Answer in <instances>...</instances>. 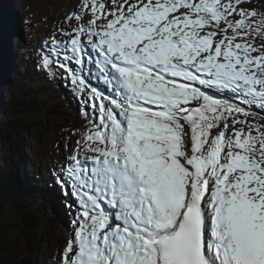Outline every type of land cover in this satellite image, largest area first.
I'll return each mask as SVG.
<instances>
[{
  "label": "snow or ice",
  "instance_id": "6c2138e0",
  "mask_svg": "<svg viewBox=\"0 0 264 264\" xmlns=\"http://www.w3.org/2000/svg\"><path fill=\"white\" fill-rule=\"evenodd\" d=\"M249 3L82 0L66 17L42 59L86 121L61 174L78 211L60 264H264V13Z\"/></svg>",
  "mask_w": 264,
  "mask_h": 264
},
{
  "label": "rangeland",
  "instance_id": "374dc122",
  "mask_svg": "<svg viewBox=\"0 0 264 264\" xmlns=\"http://www.w3.org/2000/svg\"><path fill=\"white\" fill-rule=\"evenodd\" d=\"M81 2L82 0H13L11 2L12 6L10 7V11L12 13V18L9 24L13 25L14 32L11 38L13 48L10 50V54L13 53L16 62L12 60L13 62L10 68L13 72H10L8 75V85L11 92L8 90L1 91L0 89L2 95L8 99L9 95L10 98H13L15 95H20L22 91L19 89L22 88V86L32 89L30 84L25 80L29 77L33 79L37 76V79L42 78L44 81L49 79L50 82L51 74L48 69L42 67V59L46 54H50L53 59L55 58L54 53H51V49L54 46L53 38H55L56 41H64L67 39V37L61 34V29L71 30L69 24H75L76 21L72 20L69 22L66 20V17H68L70 13L78 12ZM256 3L259 5H255ZM261 4H263V6ZM0 6V14H5V6L1 5V3ZM243 6L254 8L257 12L264 13V0H251V3ZM37 44L46 47L42 48ZM4 57L5 55L3 58ZM35 59L37 60L36 63ZM52 67L57 68L55 64H53ZM16 73L19 75L18 77H15ZM37 82L43 86L46 92L51 93L53 91L48 88L49 85H44L39 80H37ZM91 83L94 84L96 81L93 80ZM65 85H69V87L71 85L67 74L59 78V87H61L62 92L66 96L76 95V92L73 90V85L71 86L72 91L68 93L63 88ZM99 87H102V84H99ZM31 96L32 100H37L42 104L41 100L44 96L41 97L40 92L32 90ZM71 104L72 110L71 108L69 109V114L72 119L68 118L67 124L78 123L79 126L76 127L74 124L69 132L72 131L76 134L68 139L63 138L60 134V121H64L67 118H65L63 114L57 115L55 111L50 110L56 108V102L55 99L49 96L46 105L50 109L44 110L42 106L39 105L37 106V114H31V112L21 113L19 110L14 114H11L9 110V113H4L0 106V156L2 158L0 161V170L4 172L10 171L12 176L14 178L17 176L19 178L18 181L22 182L25 186H27V182L24 181V176H30L33 186L38 187L40 193H43L44 190L50 193L53 201L52 204L56 209V215L53 213L52 217H50L48 213H45V211L39 207L40 205L38 202L33 204L28 201L26 203L27 207H29L27 211L32 215L33 213L38 214L44 220L52 218L42 223L43 226L46 227V232L43 233L41 244L42 251H40L41 257L38 256L36 260L35 258H31V263H29L26 256L27 248L25 247V242L22 241L19 252L15 253V255H6L0 252V264H33V262H35L34 264H60L61 262V255L68 240L71 239V233L73 231L72 221L77 214V212H73V210L78 209L76 205L77 201L71 193V186L65 188L61 184V174L67 167L64 161L65 158L70 155L69 144H71L72 148L77 147V140L80 139V133L84 130V125L86 123L82 114L79 113L80 108H82L79 102L75 104L71 101ZM19 114H21V117H28L32 122H37L39 125L41 124L42 128L39 126V133L35 134V124V126L31 128L28 138L23 139V148H20L16 154L17 157H19L18 165L15 159L9 158L12 151L16 150L15 144L17 143L18 134L13 133L14 129L11 126L6 127V124L12 122L16 117H19ZM75 115H77L78 118ZM79 115H81L82 118ZM1 136H3V138ZM81 153V158H83V149H81ZM6 160H8V162ZM20 167L25 170L22 175L18 173ZM51 187H55L57 190ZM67 189L69 191L66 192ZM56 194H60L64 199L57 200ZM65 200H67V202H65ZM32 204L33 207L31 208L30 205ZM53 211L55 210L53 209ZM2 219L6 220L9 225L12 221L5 217ZM11 219H13L16 224L19 221L18 217ZM9 236L19 239L22 234L19 231H14L11 232Z\"/></svg>",
  "mask_w": 264,
  "mask_h": 264
},
{
  "label": "trees",
  "instance_id": "16d2710c",
  "mask_svg": "<svg viewBox=\"0 0 264 264\" xmlns=\"http://www.w3.org/2000/svg\"><path fill=\"white\" fill-rule=\"evenodd\" d=\"M12 1L13 0H0L1 5H4L6 10L5 14H0V89L1 91L8 90L10 92L11 89L8 85V75L10 72H13V70L10 68V65L13 62L12 60L16 62L13 53L10 54V50L13 48L11 38L14 32L13 25L9 24L10 19L12 18V13L10 11ZM255 5L258 6L259 4L256 3ZM261 5L263 6V4ZM4 55L5 57L3 58ZM18 76L19 75L16 73L15 77ZM55 77H57L55 76V74L51 75L50 82L49 79L47 81H44L42 78L37 79V76L33 79L29 77L25 80L30 84V87L32 89H28L22 86V88L19 89L20 91H22L20 92V95H15L13 98H10L9 95L7 99L4 95L1 94L0 91V106L4 113L11 112V114H14L17 110H19V112L21 113L31 112V114H37V106L39 105H41L44 110L50 109L46 105L49 96L55 99L56 102V108L50 110L55 111L57 115L63 114L65 115V118H67L64 121H60V134L63 138L67 139L69 138V132L67 128L71 125L64 122L68 121L67 116L69 105H67L68 102L66 101V99L61 98L62 96L60 95V91L56 89L57 84L55 83ZM37 80L41 81L44 85H49L48 88L53 91L51 93L46 92L43 86L40 85ZM32 90L40 92L41 97L44 96V98H42L41 100L42 104L37 100L31 99ZM8 126H11L14 129L13 133L18 134L17 143L15 144L16 150L12 151L9 158L15 159V161H17L19 165V157H17L16 154L18 153V150H20V148H23V139L28 138L29 132L34 126V132L35 134H38L39 126L42 128V125H39V123L37 122H32L28 117H21V114H19V117H16L12 122L6 124V127ZM1 137L3 138V136ZM6 161L8 162V160ZM11 174L12 173L10 171L4 172L0 170V252L6 255H15V253L19 252L21 242L24 241L25 247L27 248L26 256L29 260V263H31V258H35L37 251H42L41 244L43 233L46 232V227L43 226L42 223L47 222V220H44L38 214L33 213L32 215L29 211H27V208L29 207H27L26 203L28 201L41 199L39 197V188L33 186L30 176H28L27 181L26 179H24V181L27 182V186H25L22 182L18 181L19 178H17V176L16 178H14ZM36 191H38L39 193L35 194ZM4 217L12 220L10 225L6 220L2 219ZM17 217L19 221L16 224L15 221L11 218ZM14 231L21 232L22 236L19 239L9 236V234ZM36 259L37 258H35V260ZM34 263L35 262H33V264Z\"/></svg>",
  "mask_w": 264,
  "mask_h": 264
},
{
  "label": "bare ground",
  "instance_id": "6f19581e",
  "mask_svg": "<svg viewBox=\"0 0 264 264\" xmlns=\"http://www.w3.org/2000/svg\"><path fill=\"white\" fill-rule=\"evenodd\" d=\"M46 52V51H45ZM48 52V51H47ZM16 59V58H15ZM33 66V65H32ZM41 68V67H40ZM43 71V70H42ZM94 85H97L98 87H99V84H97V82L96 83H94ZM62 98V97H61ZM77 113V112H76ZM83 116V115H82ZM29 185V184H28ZM26 188V187H25ZM19 189V188H18ZM70 193V192H69ZM72 193V192H71ZM28 194V193H27ZM31 194V193H30ZM71 195V194H70ZM73 196V195H72Z\"/></svg>",
  "mask_w": 264,
  "mask_h": 264
}]
</instances>
